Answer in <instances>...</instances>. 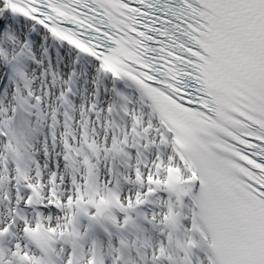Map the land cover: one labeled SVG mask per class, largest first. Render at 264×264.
Listing matches in <instances>:
<instances>
[{"label":"snow or ice","instance_id":"snow-or-ice-1","mask_svg":"<svg viewBox=\"0 0 264 264\" xmlns=\"http://www.w3.org/2000/svg\"><path fill=\"white\" fill-rule=\"evenodd\" d=\"M0 264H264V0H0Z\"/></svg>","mask_w":264,"mask_h":264}]
</instances>
